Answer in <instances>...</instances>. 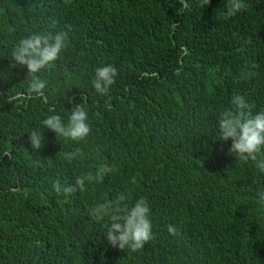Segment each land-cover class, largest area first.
I'll list each match as a JSON object with an SVG mask.
<instances>
[{
  "label": "trees",
  "instance_id": "1",
  "mask_svg": "<svg viewBox=\"0 0 264 264\" xmlns=\"http://www.w3.org/2000/svg\"><path fill=\"white\" fill-rule=\"evenodd\" d=\"M185 2L0 0V264H264V172L218 140L234 94L264 111V0H244L233 17L225 0ZM67 25L68 47L35 74L43 96L30 93L15 46ZM107 64L117 76L100 95L92 80ZM82 102L85 141L43 127ZM77 148L84 158L67 159ZM102 164L115 171L85 192H54ZM120 192L151 208L153 238L138 251L112 246L110 218L89 215Z\"/></svg>",
  "mask_w": 264,
  "mask_h": 264
},
{
  "label": "clouds",
  "instance_id": "2",
  "mask_svg": "<svg viewBox=\"0 0 264 264\" xmlns=\"http://www.w3.org/2000/svg\"><path fill=\"white\" fill-rule=\"evenodd\" d=\"M183 7H187L185 0H179ZM210 0H202V6L209 4ZM225 16L233 17L243 10L244 0H225ZM58 21L52 20L50 28L55 29ZM71 26L64 29L49 31L47 34L33 33L19 40L15 46L12 57L18 65L26 66L27 72L33 74L28 88L30 93L43 96L46 84L35 74L41 69L53 64L60 58L61 53L68 47ZM117 69L111 64L99 66L95 69L92 85L100 95H107L111 85L115 83ZM232 108L225 110L218 119L219 139L225 142L231 140L229 153L236 159L255 162L260 172H264V111L253 114L252 105L241 94H234L231 98ZM54 111V110H51ZM88 112L83 102L75 104L71 109L67 122L61 115H48L41 121L44 128L53 131L57 139L60 137L72 141H85L91 133L88 122ZM29 140L33 150L39 151L44 146V136L39 130L29 132ZM84 153L77 148L67 155V159L84 158ZM259 156V158H258ZM115 171L114 167L102 164L95 172H87L76 178L74 184L62 185L59 180L52 184L56 194H74L85 192L87 184L102 182L103 178ZM132 183H135L133 178ZM130 193L120 192L114 199L105 196L103 202L97 203L89 210L90 217L99 221L104 217L110 218L107 227L106 239L119 249L129 248L138 251L153 238L151 208L146 198L140 197L129 203ZM258 202L264 205V192L258 194ZM168 231L176 235L178 229L174 225L168 226Z\"/></svg>",
  "mask_w": 264,
  "mask_h": 264
}]
</instances>
